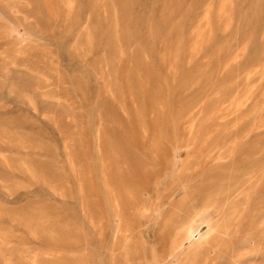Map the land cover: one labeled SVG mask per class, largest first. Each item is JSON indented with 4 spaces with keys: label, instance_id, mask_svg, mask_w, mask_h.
I'll use <instances>...</instances> for the list:
<instances>
[{
    "label": "rangeland",
    "instance_id": "rangeland-1",
    "mask_svg": "<svg viewBox=\"0 0 264 264\" xmlns=\"http://www.w3.org/2000/svg\"><path fill=\"white\" fill-rule=\"evenodd\" d=\"M0 264H264V0H0Z\"/></svg>",
    "mask_w": 264,
    "mask_h": 264
},
{
    "label": "bare ground",
    "instance_id": "bare-ground-1",
    "mask_svg": "<svg viewBox=\"0 0 264 264\" xmlns=\"http://www.w3.org/2000/svg\"><path fill=\"white\" fill-rule=\"evenodd\" d=\"M194 219V218H193ZM195 222L193 221V224H194ZM190 225H192L191 223H190ZM193 226V225H192ZM192 226L190 227V228H192ZM195 228V227H194ZM216 230V229H215ZM213 232V231H212ZM209 233H211V232H208V235H209ZM181 234H182V237H185V238H192L195 234H194V230L193 229H190V230H188V228H184L183 230H182V232H181ZM207 235V234H206ZM219 236H220V234H219ZM222 236V235H221ZM184 238V239H185ZM205 239V238H204ZM210 238H208L207 240H209ZM203 240V239H202ZM204 241H206V240H204ZM208 244H209V242H208ZM207 244V245H208ZM212 244V242L210 241V245ZM202 246H203V244H202ZM205 246V245H204ZM212 246V245H211ZM217 248V247H216ZM203 249V248H202ZM205 249H207V247L205 248ZM198 250H200V249H198Z\"/></svg>",
    "mask_w": 264,
    "mask_h": 264
}]
</instances>
